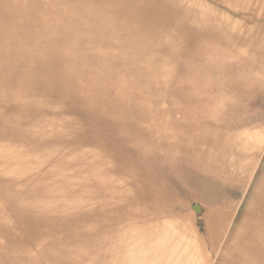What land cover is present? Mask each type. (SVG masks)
Listing matches in <instances>:
<instances>
[{"label": "bare ground", "instance_id": "6f19581e", "mask_svg": "<svg viewBox=\"0 0 264 264\" xmlns=\"http://www.w3.org/2000/svg\"><path fill=\"white\" fill-rule=\"evenodd\" d=\"M174 13L161 0H0V102L11 104L0 114V195L2 190L19 227L35 239L50 222L61 224L66 239L38 250L49 264H264V172L242 221L227 242L213 247L220 255L214 261L209 253L199 257L206 255L204 239L195 232V242L187 243L174 221L164 220L159 232L102 221L84 229L75 219L56 223L47 212L67 185L75 196L100 197L111 189L100 188L99 178L109 177L115 188L138 195L150 214L183 209L188 200L201 198L207 205L205 239L222 237L229 214L217 205L212 180L225 178L213 160H233L240 147L255 142L243 134L226 140L215 130L225 128L220 112L196 110L194 97L199 104L202 92L195 94V86L205 83L193 74L198 57L192 47L198 41L180 42L179 34L164 32L173 20L163 17ZM185 18L191 22H179L181 33L202 25L195 14ZM177 61L180 68L192 64L191 79L170 95L163 88L171 81L168 67ZM235 78L221 64L208 85L224 91ZM54 108L63 116L56 130L44 119ZM134 139L168 154L138 153ZM49 181L54 188L46 187ZM145 183L152 189H144ZM15 189L23 195L9 197ZM160 194L167 202L158 201ZM62 199L61 208L70 209L75 198ZM7 220L0 205L7 236L0 243V264H38L12 236Z\"/></svg>", "mask_w": 264, "mask_h": 264}, {"label": "rangeland", "instance_id": "374dc122", "mask_svg": "<svg viewBox=\"0 0 264 264\" xmlns=\"http://www.w3.org/2000/svg\"><path fill=\"white\" fill-rule=\"evenodd\" d=\"M8 1L11 2L13 0ZM161 1L167 4V8L175 10V13L171 16L166 15L163 17L164 21L173 20V26L166 28L164 32L168 31L179 34L180 42L190 39H195L196 43L198 41V43L192 47L198 57V61L193 64L196 68L193 74L197 76L198 79H205V83H202V86L200 83H197L195 86V94H201L197 91L202 92L199 104L194 97L196 110L210 112L219 111L220 124L224 125L223 127L225 128L218 129L217 127L214 129L223 134L226 140L233 142L231 138L238 136V134H243L242 137L250 136L255 142L253 144L254 146L248 144V146L240 147L236 155L233 156V160L225 158V155L224 157L219 155L213 160L217 161L215 166L220 170L218 171L221 173L222 177L225 178V181H222L219 177L215 179L212 178V184L215 186L218 193V195H215V199H217L219 203H215H217V205L219 204V206L229 214V217L225 221L226 226L222 237L214 238L211 242L205 239L207 205L205 204L206 202L201 201V198L188 200L183 204V207L185 206L183 209L181 207L179 210L175 211L150 214L144 211L146 208L145 204L141 203L138 195L130 196V192L126 194L123 190L115 188L113 186L114 181L112 182L108 176V178H99L102 183L100 182L101 184H98V186L102 189L111 190L99 192L100 197L98 193L94 194L89 192L75 196L76 189L70 188V185H67L69 189L66 191L55 189L59 190V193L64 198H66V196L67 198L74 197V204L71 205L70 209H68V207L65 209L61 208L60 204L63 202L61 196L58 198L62 201L55 199L58 203L54 207H48L50 210L47 212L51 215L50 219H57L55 221L56 223L59 221L60 223L61 221L66 223L75 219L81 221L77 222V227L84 229L91 227L94 221H102L107 222L109 226L115 225L118 227L126 225L135 227L141 226L142 224L147 226L148 230L152 229L154 232H159L163 231L162 222H164V220L174 221L181 230H184L183 239L187 243L191 244L195 242V232L202 240L204 239L202 247L204 250L203 253H206V255H199V257L206 259L209 253L211 258L213 257L212 261H214L216 259L218 260L220 255H217L218 251L212 252L214 250L213 247L218 248L227 242L230 233L242 221L247 204L252 198L257 183L259 179L262 178L264 172V61L261 60V58L264 57V0ZM190 14L197 15L202 25L194 30H190V28L187 31L183 30L185 33H181L176 27H179V22H191L185 18ZM170 17L172 19H170ZM131 24H134V22H131ZM252 58H256L258 63ZM214 59L218 61H213ZM221 64L224 66L225 71L237 75V78H235L232 83L228 82V89H224V91H219L220 89L214 90L219 87L218 85H216L217 88L214 89H211L208 85V81L215 72L216 66ZM191 65V63L188 64L187 62L183 68H180L179 62L177 61L173 63L171 67H168L167 71L171 75V81L163 88L167 94L172 95L173 89L177 86L182 88L187 86V78L191 79ZM208 76L210 77L207 78ZM214 78H216V76ZM217 91L219 93L217 94L219 98H215ZM201 105L202 109L200 108ZM186 106L188 105H185V107ZM10 109L11 104L5 105L0 102V114L5 115ZM50 111L51 112H49L44 119L49 121L48 128L56 130L58 121L63 117L62 110L54 108L50 109ZM77 121L82 122L79 118H77ZM9 132L10 131H6L7 134ZM6 133L1 134V137H7ZM141 142L140 140L136 142L135 139L133 140V148L138 153L149 154V152H151L153 155L160 156L168 154V149H159L158 147L147 149V146H145L146 143L144 142L142 144ZM218 161L220 162L218 163ZM135 172H137L136 168H134L133 173ZM114 176L120 177L121 175L114 174ZM124 184L130 191L132 185L127 182ZM50 185L53 188L55 187V184L50 183V181L46 184V187L50 188ZM139 186H141L140 183ZM143 186L144 189H152L149 184L147 185L145 183ZM49 192L50 191H48V193ZM50 194L51 193L47 195L49 196ZM8 195H10L9 197H16L23 195V193H21L19 189H15V192L9 191ZM7 201L8 199L4 198L1 190L0 205L3 210L7 212L9 226L16 233L15 235L13 232L12 236H17V240L21 246L28 250L38 264H49L47 260L39 256L38 250L44 246L45 243H51L53 241L59 243L66 239L64 231L62 227H60L61 224H59L60 226L55 224L59 228L55 227L56 231H54L53 227L55 225L52 224V221L43 231H37L38 238L35 236L36 239L42 238V241L38 242V240L29 233L25 232L23 228L21 229L19 227L18 219L10 210L8 206L9 201ZM158 201L164 203L167 202V199L163 194H160ZM44 213L45 211L39 214L41 216L42 214L44 215ZM86 213H88L86 215L89 219L88 221L84 218ZM0 227V243L3 245L7 243V236L5 235L4 228L2 226ZM53 232L55 233L52 234ZM8 236H10V233ZM44 238L48 241H45ZM161 264L167 263L163 262Z\"/></svg>", "mask_w": 264, "mask_h": 264}]
</instances>
